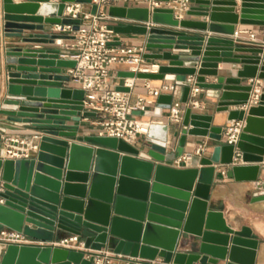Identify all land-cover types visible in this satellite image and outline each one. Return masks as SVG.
Listing matches in <instances>:
<instances>
[{"label": "water", "instance_id": "obj_1", "mask_svg": "<svg viewBox=\"0 0 264 264\" xmlns=\"http://www.w3.org/2000/svg\"><path fill=\"white\" fill-rule=\"evenodd\" d=\"M191 1L184 14L205 17L206 22L178 20L174 8L157 7L134 8L132 18L148 24L109 26L118 34L144 36L151 51L144 58L160 63L158 74L127 71L123 77L164 80L173 75L184 86L183 101L189 94L187 78L196 77V85L218 99L219 110L237 107L228 114V120L244 122L235 145L225 143L223 128L212 126L211 116L192 107L184 113L174 150L168 148L167 124H150L141 147L112 137L80 135L79 124L67 122L80 123L82 116L95 113L85 110L84 90L65 86L71 78L62 69L74 68L76 61L61 58L57 49L33 45L61 37L45 32L46 25L72 24L78 30L80 19L63 17L66 2L92 0H3L6 35L18 44L7 50L14 69L0 109L5 117L0 119V151L3 132L39 135L40 141L30 159L0 158V229L41 241L63 238L58 236L63 231L78 235L86 250L9 245L2 264H97L95 252L107 248L131 257L129 264H152L158 258L173 264H255L258 241L251 229L227 226L221 212L208 210V200L214 164L230 166L237 181L259 177L260 165L237 161L264 160V116L253 114L249 103L256 84H242L244 79H264V48L238 46L232 38L206 32L234 35L238 23L264 25V0H241L239 14L236 0ZM97 9L92 4V14ZM220 62L241 67L235 76L207 81L205 76H219ZM117 90L130 91L123 85ZM171 102V95L161 94L148 114L161 116ZM257 104L264 105V91ZM189 136L214 141L209 159L202 160L207 165H167L183 156ZM261 200L264 194L253 201Z\"/></svg>", "mask_w": 264, "mask_h": 264}, {"label": "built area", "instance_id": "obj_2", "mask_svg": "<svg viewBox=\"0 0 264 264\" xmlns=\"http://www.w3.org/2000/svg\"><path fill=\"white\" fill-rule=\"evenodd\" d=\"M109 1L92 0V4L98 6L96 14L84 11V3L66 2L63 17L80 19L79 29L74 30L72 24H54L52 25V31L60 36H74L66 40L61 36L55 40L62 48L60 57L76 61L74 68L67 69V74L71 78L68 86L70 87L72 84L84 90V106L105 115L104 120L100 123L97 135L99 137L117 138L133 145L137 142L139 135L146 136L148 134L150 125L148 122L134 118L133 115L136 112H147L161 94H169L172 96V102L168 119L172 123L179 124L182 122L188 107H200V103L194 98L203 89L196 85V77L189 76L187 78V82L190 83L188 99L183 101L184 86L179 85L174 77L163 83L158 89L150 88L148 85L150 79H144L145 87L149 90L152 99L137 97L133 101L130 93L135 87L137 77L124 78L122 85L128 87L130 89L129 92L112 87L109 78L110 72L115 65L126 64L129 67V71L137 75L138 73L158 74L160 63L158 61L150 62L144 58L145 49L143 47L113 43L119 34L110 29L108 25L102 23V20L107 17L102 7ZM136 1L147 3L150 11L160 7V2L157 0ZM170 4L175 10V18L180 20L189 4V0H172ZM247 39L250 42H254L256 34L248 32ZM250 82H255L256 90L252 93L249 103L257 104L261 86L256 80L250 79ZM243 127L244 122L241 120L229 121L222 130L225 143L229 145L237 144ZM39 141V135L3 132L1 133L0 158L3 160L30 159L39 151ZM204 151L205 147L201 146L197 149V154H202ZM219 170H222L221 167ZM222 173L225 174V171L222 170ZM3 189L4 181L0 175V192ZM260 193L264 194V189L257 194L259 195ZM0 203H4V199L1 197ZM9 245L59 247L76 251L86 250L83 241L78 235H68L53 241H41L26 235L24 232L3 227L0 229V264H2L3 255ZM95 253L97 254V264H110L108 253L104 251H96ZM162 260L151 262L152 264H165Z\"/></svg>", "mask_w": 264, "mask_h": 264}, {"label": "crops", "instance_id": "obj_3", "mask_svg": "<svg viewBox=\"0 0 264 264\" xmlns=\"http://www.w3.org/2000/svg\"><path fill=\"white\" fill-rule=\"evenodd\" d=\"M24 0H13L14 3H19ZM57 2L59 0H52ZM172 0H159L160 7L163 8H173L170 4ZM192 2L191 0L189 1ZM237 5L235 8V13H240L241 0H236ZM3 0H0V109L3 100L6 98L7 86H8V75L14 66L8 62L7 50L8 48L15 46L17 39L7 37L4 24V11H3ZM134 8H148V4L144 2H137L136 0H110L105 6L102 7L103 12L107 16L106 19L102 20V23L108 26H121L126 24H148L135 21L132 18ZM84 11H92V5L84 4ZM26 14H23L24 16ZM44 17H47L45 15ZM185 20L201 21L206 22L207 18L196 15H186L183 14ZM151 23V20H150ZM149 23V24H150ZM163 26V25H156ZM177 30H183L187 32H196L193 29L187 28H176ZM50 34H57L52 31V25H46V31ZM253 32L256 34V40L250 42L247 39V33ZM211 36H216L219 38H232L236 41L238 46H247L255 48H264V25L257 24H236L235 34L227 35L222 33H212L206 32ZM30 31H25V35H29ZM59 35V34H57ZM64 40L68 39L69 35H61ZM115 42H120L122 45H133L138 47H143L145 49L144 55L151 52L145 47V38L141 35L136 34H119ZM33 46L48 47L57 49L62 52V48L59 46L57 40L54 39L53 43L48 44H37ZM154 62L152 60H148ZM241 65H233L230 63L220 62L219 63V76H205L206 80L209 82L219 81L221 79L227 78L229 76H235L237 69ZM67 69L63 68L62 73L67 74ZM129 71V67L126 64L115 65L111 72L109 82L112 87L117 88L124 83V72ZM173 78V75L168 74L164 80L160 79H150L149 87L152 89L160 88L163 83ZM219 78V79H218ZM256 81L261 86V92L264 91V79H256ZM250 80H243L242 84H249ZM68 86V83H65ZM70 87L78 88L76 85ZM182 93V98H183ZM212 91L203 89L194 99L200 103V107H192L193 112L209 115L212 117V126H221L223 129L229 123L228 114L229 110L237 108L236 106H230L228 110H219L218 99L212 95ZM131 99L134 101L137 97H143L148 100L152 99L149 94V90L145 87V82L143 78H137L135 87L130 93ZM156 102L153 106L149 108L147 112H136L133 117L143 122H148L150 124H167L169 125L168 131V148L175 149L177 137L181 134L182 128L181 123H172L168 119L169 110L166 109L162 112L161 116L153 115L152 113L156 109ZM241 108V107H240ZM85 110L95 113L93 116L84 117L82 116L81 122L68 121V124H79L80 135H97L100 129V123L104 120L105 115L103 113L95 112L85 107ZM253 114L264 116V105L253 104L252 108ZM0 119H5L4 116L0 115ZM98 136V135H97ZM146 141L145 135H139L137 142L133 145L141 147V145ZM214 141L208 137H194L189 136L186 144L184 146L183 156L178 158L173 162H166L167 165L173 166L180 169L185 168H200L201 166L207 165L203 163L202 160L209 159V156L213 150ZM201 146L205 147V151L202 154H197V149ZM237 165L242 166H252L260 165V173L257 181H237L235 180L231 167L224 166L221 164H214L216 167L213 184L210 190L209 200H208V210L218 211L223 214V218L227 226L233 228L234 230H241L244 227L251 229L253 237L258 241V246L255 254V264H264V200L253 201L254 197L257 196L258 192L264 189V160L261 162H243L237 161ZM221 167L225 171L219 170ZM261 194V193H260ZM259 194V195H260ZM263 194V193H262ZM69 233L60 231L59 237L68 236ZM58 238V237H57ZM82 241V240H81ZM187 251L188 249H181ZM108 253V259L110 264H129L132 260L131 257L124 256L122 254L115 253L111 249L103 250ZM141 260V259H137ZM157 260H161L158 258ZM163 261V260H162ZM173 264V263H165ZM214 264V263H208ZM217 264H226V261H219Z\"/></svg>", "mask_w": 264, "mask_h": 264}]
</instances>
